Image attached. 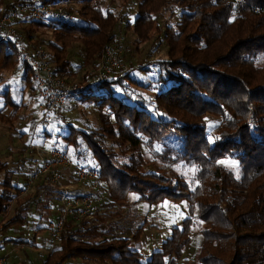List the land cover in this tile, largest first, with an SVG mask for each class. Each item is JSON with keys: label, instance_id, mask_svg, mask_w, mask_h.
Listing matches in <instances>:
<instances>
[{"label": "trees", "instance_id": "obj_1", "mask_svg": "<svg viewBox=\"0 0 264 264\" xmlns=\"http://www.w3.org/2000/svg\"><path fill=\"white\" fill-rule=\"evenodd\" d=\"M132 2L137 12L124 31L128 28L137 39L148 41L155 30L166 43V57L129 67L71 99L69 104L75 102L76 108H97L99 124L85 131L79 117L77 128L63 112L58 125L68 129L64 149L78 160L89 153L97 160L100 186L106 190L103 206L170 199L186 202L189 215L147 261L130 239L109 237L110 229L102 233L69 216L59 246L44 264L77 259L94 264H178L199 227L204 235L200 264H264V64H258L264 56V0H37L35 4H68L79 23L29 18L23 23L53 34L55 40L48 39L46 45L54 73L70 80L75 71L69 49L82 45L84 63L97 66L105 45L118 37L121 15L127 17ZM2 70H24L23 80L35 89L31 71L0 43ZM207 116L221 119L213 139ZM171 138L177 146L162 158L171 165L196 166L191 182L171 165L163 170L145 160L143 149ZM227 160L237 162L238 177ZM7 168L1 163L0 174L5 175L0 181V214L23 191L13 185ZM21 205L9 220H0L1 230L27 221L28 208Z\"/></svg>", "mask_w": 264, "mask_h": 264}, {"label": "rangeland", "instance_id": "obj_2", "mask_svg": "<svg viewBox=\"0 0 264 264\" xmlns=\"http://www.w3.org/2000/svg\"><path fill=\"white\" fill-rule=\"evenodd\" d=\"M5 1L6 4L0 3V22L4 20V16L13 8L20 5L25 7L27 5H33L37 0H27L35 1L34 3L31 2L28 4L16 3L20 0H4V2ZM12 2H14V4L7 8V4ZM103 2L106 4L108 3V0H103ZM133 4H135V2H132L130 7L125 10V13H128L126 18H123L121 15L122 20L120 21V28L118 27L119 31L117 32L118 37L124 39V48L126 49V52L122 56V69L117 72L119 73V76L123 75L129 67L133 68L142 65L143 63L153 61L156 58H165L167 54L166 43L161 40L162 38H160L159 35L155 34V30L150 32V39L148 41L137 39L134 33L130 29L128 30V28L124 31L126 28L124 24H126L127 21L133 22L134 15L137 12L136 6ZM65 5L66 9L70 11L69 7H67L68 4ZM18 17L19 19L14 27L16 36L19 37V39H28L32 44H37L40 41V44L44 46L45 51L51 56V49L47 47L46 42L48 39L55 40L53 34L48 31L45 32L44 29H39L38 26H32L33 24L31 23H23L24 20L27 19V13L24 11L20 12ZM76 17L78 16L76 15ZM159 18L161 17L159 16ZM27 30H30L29 35L25 33ZM84 52L85 51L80 44H75L69 49L68 59L72 64L71 69L74 70L75 73L69 78L70 80L67 81H74L84 85L88 81V77L91 73L96 70L97 66L91 68V66L84 63ZM102 52L99 55L100 58ZM17 55L20 59L18 53ZM258 64H264V56L259 58ZM24 74V70L17 73L8 70H2L0 72V165L1 163L6 164L8 167L7 172L9 171V173L12 174L13 185L23 187L22 189L26 187V181L28 178L27 175L24 179V175L27 174L28 169L34 164V161L36 160V152H38L37 149L32 150L31 148H50L51 146H55L59 149L65 148L67 145L63 136L68 131L67 127H61L54 124H41L40 116L36 113L34 90L32 89L31 83L23 80ZM116 74L115 76H117ZM64 80L66 79L64 78ZM5 94L6 96H4ZM7 101H12L13 104L8 105ZM71 102L73 103V101ZM15 108H17L16 111H14ZM64 113L66 114L69 123H72L77 128L81 127V124L77 121V118L79 117L80 121H83V129L85 131H90L94 128L96 129L97 124H99L98 110L92 106L86 108L85 106L80 105V107L76 108V103L74 102L72 105L69 104L65 107ZM206 121L208 124V136L210 139H213L221 119L215 116H207ZM173 145L177 146L176 138L156 143L154 145L155 148L153 149H143L146 162H150L163 170L167 167L170 168L171 163L167 161L168 158L163 159L162 157L166 155L167 149L171 148ZM70 151L73 152L72 148H70ZM73 158L79 163L97 169V160L91 153H89L83 161L78 160L75 155ZM170 159L172 161L175 157L171 156ZM225 163L238 177L240 169L237 162L234 160H227ZM171 169L176 174L183 176L188 182H191L197 175L196 166H189L183 162L171 165ZM62 171H60L61 179L62 174L64 173ZM66 171H68L67 174H72V171L69 169ZM4 175V172L0 174V181L3 180ZM66 176V178L69 179L68 175ZM71 176L74 177V174ZM40 179L41 178H39V180L31 187L29 194L32 192L34 186L39 183ZM61 179L59 182H55L49 178L54 185L62 187L64 191L71 193L78 191L80 192L79 194H86L88 189L90 190L89 195L92 197L93 204L97 208L96 213H98V216L95 215L93 217L94 220L90 221L84 219L87 224L98 227V230L102 233L105 231L104 228L107 230L112 226L123 229V237L131 240V247L140 252L144 256L143 260L146 261L151 258L154 252L161 250L163 243L171 237L173 228L182 227L184 221L189 215L186 202L165 199L152 205L147 203L151 209L150 212L145 215L147 217H143L141 212L140 215H137L139 216L138 220L136 216L130 219L125 210L134 205V203L129 202L125 207H115L117 213L116 216H120V219L123 221H119L120 224L118 222H116V224H109L110 222H108L107 218H103L99 215L100 213H103L102 209L104 207L103 203L101 204L98 201L100 200L98 199V195H105L104 191H106L103 187L101 188L100 181L97 182V184L90 185L88 182H77L75 177L74 179L70 178L68 183H65V181H62L63 179ZM13 191L14 194L17 193L15 189ZM19 197L21 198L15 199L4 214H0V220H4V222L9 220V218L14 215L15 209L18 206L17 204L22 203L18 201L27 198L28 195H19ZM51 207V217L60 214V204L58 200H52ZM139 207L142 211L143 204H140ZM39 216L40 213H36L35 215L32 214L26 222L11 226L4 230H1V225L4 222H0V245L1 243L5 245L1 247L0 257L4 258V256L9 253H15V255L12 256V260L15 261V264H23L29 259L31 261L30 264H43L48 259L51 248L50 245L44 244L43 241L47 238L49 233L45 230L40 231L37 234L35 232V229L40 224ZM84 220H82V222H84ZM17 227L20 233L16 232ZM199 228H196L191 234V242L178 264H200L199 256L204 244V235ZM139 231V236L135 237L136 233ZM19 238H23L27 242L23 245V252L18 249L16 243L12 242H16ZM35 245L40 248L37 249L34 247ZM72 261L73 260H68L65 264H71ZM75 262L82 263L80 259H77ZM5 264L7 263L5 262Z\"/></svg>", "mask_w": 264, "mask_h": 264}, {"label": "built area", "instance_id": "obj_3", "mask_svg": "<svg viewBox=\"0 0 264 264\" xmlns=\"http://www.w3.org/2000/svg\"><path fill=\"white\" fill-rule=\"evenodd\" d=\"M23 11L27 13V18L42 23L77 24L79 18L68 11L63 3L55 6L33 4L13 8L9 13L7 12L8 14H4V20L0 22V43L7 45L9 50L17 52L32 73L35 82L36 113L40 116L41 124L58 125L71 99L89 91L96 85L113 80L115 74L122 69V56L126 52L124 39L117 37L104 47L96 70L88 77L86 84L81 85L55 75L51 57L40 41L32 44L28 39L22 37L19 39L16 36L14 27L20 12ZM31 149H37L38 152H36V160L28 173L26 187L22 191L24 194H28L31 187L41 177H49L52 181L59 182L60 171L65 169L72 171L77 182H88L90 185L99 182L97 169L79 163L64 148L51 146L50 148L33 147ZM89 192L88 189L86 194L79 195L77 198H74L71 192H64L63 212L56 224L50 228L52 235L59 237L69 216L75 215L77 221L94 220L97 208ZM0 264H5V259L2 257H0Z\"/></svg>", "mask_w": 264, "mask_h": 264}, {"label": "crops", "instance_id": "obj_4", "mask_svg": "<svg viewBox=\"0 0 264 264\" xmlns=\"http://www.w3.org/2000/svg\"><path fill=\"white\" fill-rule=\"evenodd\" d=\"M30 168L28 169V171H30ZM28 171H27V174L24 175V179L28 175V173H29ZM65 171H62L64 173L62 174V179L63 180L62 179L61 180L65 181V183H68L69 182L68 180L70 178L74 179V177L71 176L72 174L71 175L67 174L68 171H66V172ZM66 175H68L69 179L66 178L67 177ZM15 187H19V186L16 185ZM19 188H21V190H22L23 187H19ZM64 192L65 191L62 189V187H58V186L54 185L51 182V180H49L48 177H41L39 183L36 186H34L32 192L30 194L29 193L28 194H24L21 191V192L18 193V196L16 197V199L17 198L20 199L21 197H19V195H22V196H27L28 195L27 198H24L23 200L18 201V202H22L21 203V204H23V205H21L22 207L28 208L27 220H28L29 217H31L32 214L35 215L36 213H40V216H39L40 224L35 229V232L37 234L38 232L45 230L47 233H49L47 238L44 239V241H43L44 244L50 245L51 249H50V252H49V256L55 249H57V247L59 246V243H60L59 237L52 235L51 232H50V228H51V226L56 224L59 216L63 212L64 206H63V202H62V197H63ZM79 193L80 192L76 191L75 193H72V196L74 198H77L79 195H82V194H79ZM55 199L59 201L60 214L51 217L50 216L51 209H52L51 203H52V200H55ZM99 199L100 200H98V201L101 204L102 203L105 204V199H104L103 195L99 196ZM140 204H143L142 211H141V209L139 207ZM103 207H102L103 208L102 209L103 213H100L99 215H101L103 218H107L108 222H110L109 224H112V223L116 224V222L119 223V221H123L122 219H120V216H116L117 213H116V209L115 208H109V207H105V206H103ZM150 210H151L150 206L147 203L140 202L139 204L135 203L134 205H132L128 209L126 208L125 211H127V214L130 217V219L132 217L136 216V218L138 220L139 216H137V215H140L141 212H142V214H143L142 216L143 217H147L145 215L148 214L150 212ZM126 218H127V216H126ZM85 221L86 220H84V222H83L84 225L87 224ZM109 229H110V236L109 237H118V238L122 237V238H124L123 237V229H121L119 227H113V226L109 227ZM109 229L106 230L104 228L105 231H109ZM16 232L20 233L18 227L16 228ZM12 242L16 243L18 249L20 251H22V252L24 251L23 250V247H24L23 245L27 243L23 238H19L16 242L15 241H12ZM3 245L4 244L1 243L0 250H1V247ZM34 247H36L37 249L40 248L37 245H35ZM14 255H15V253H9L8 255L4 256L5 262L7 264H15V261L12 260V256H14ZM75 261H77V260H73L71 264H89L87 262H83L82 260H81L82 263H76ZM30 263H31V261L29 259L28 261H25L23 264H30Z\"/></svg>", "mask_w": 264, "mask_h": 264}]
</instances>
